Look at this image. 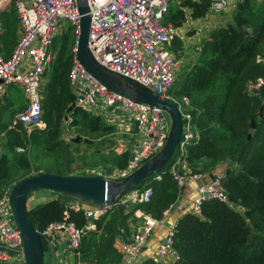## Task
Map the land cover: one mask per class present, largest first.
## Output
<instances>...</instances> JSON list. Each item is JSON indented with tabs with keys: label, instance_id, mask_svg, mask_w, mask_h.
Returning <instances> with one entry per match:
<instances>
[{
	"label": "trees",
	"instance_id": "1",
	"mask_svg": "<svg viewBox=\"0 0 264 264\" xmlns=\"http://www.w3.org/2000/svg\"><path fill=\"white\" fill-rule=\"evenodd\" d=\"M182 6L190 9L191 17L201 18L208 12L210 0H183ZM233 11L227 24L209 31L200 46L197 61L180 74L170 91L174 96H187L190 100L189 112L198 135L196 142L187 146L185 160L191 172H210L220 162L229 163L221 179L228 202L206 200L199 214L189 211L178 218L173 236V246L179 254L176 264H264V85L252 95L244 89L248 79H264V63L256 62V55L264 53V0H240ZM4 13L1 14L0 40L8 57L16 42L17 15L14 11L8 18ZM166 21L182 26L184 11L179 8L169 12ZM65 31L49 46L54 56L42 85L44 128L28 133L19 124L8 128L9 121L3 119L0 110V133L5 137L0 143V192L22 178L42 172L81 175L89 174L88 169L102 167L100 165H109V171L125 166L126 151L110 149L106 154L100 148L91 150L82 165L72 166L70 149L79 151V143L65 142L62 138L64 123L75 129L76 135L93 139L92 143L83 142L87 147L98 141L113 145L115 128L78 106L68 111L74 102L68 82L74 39H70L71 27ZM171 46L180 50L183 40L178 36ZM252 118L256 127L248 137ZM30 147L50 152L59 149L64 153L63 160L54 161L43 170L38 168L35 174L29 173ZM17 148L22 150L17 151ZM175 155L174 152L157 174L123 193L142 190L145 186L153 189L150 200L134 204L131 211L139 209L162 220L164 212L176 203L180 191L169 170ZM156 175H160V179H156ZM59 195L61 198L26 207V215L37 230L43 231L51 223L62 221L65 211L67 221L79 228L86 224L83 210L69 209L66 200L70 197ZM130 215L131 212H125L126 219ZM95 224V230H85L80 237L77 251L82 260L121 264V253L114 246L120 227L116 208L96 219Z\"/></svg>",
	"mask_w": 264,
	"mask_h": 264
},
{
	"label": "built area",
	"instance_id": "2",
	"mask_svg": "<svg viewBox=\"0 0 264 264\" xmlns=\"http://www.w3.org/2000/svg\"><path fill=\"white\" fill-rule=\"evenodd\" d=\"M170 1L86 0L89 10L87 48L92 58L109 71L141 84L177 106L182 119V131L169 170L181 191L188 182L198 179L201 173H192L185 160L187 146L196 142L198 136L189 112L190 100L187 96H181L179 102L170 93L176 80L178 62L169 46L179 35L178 28L166 21ZM228 5L229 0H210L208 11L210 14L221 13ZM11 6L17 15L19 36L10 56L4 57L0 52V96L6 86L11 84L21 88L26 105L15 114L13 123L22 125L30 132L45 126L42 119V85L44 74L53 58L49 46L58 32L68 26L77 37L80 13L76 0H0V31L1 14ZM62 20L67 24L63 25ZM75 50L76 40L74 53ZM256 62L264 63V53L256 55ZM68 82L75 106L100 116L107 124L114 126L115 137L123 135L127 137L124 143L131 142L129 148L122 147L121 152L128 153L123 168L107 173L99 170L106 177L115 180L126 177L162 148L170 127V117L166 111L110 89L88 72L74 54ZM263 85L264 79L256 77L248 79L244 89L252 95ZM180 105L187 107L185 112H181ZM21 150L17 148V151ZM93 170L88 172L95 174ZM223 173L198 185L190 210L192 213L199 214L200 206L206 200L228 202L227 192L221 184ZM155 178L160 179V175ZM9 190L7 187L0 192V263L24 264L22 238L13 220ZM152 194V187L145 186L107 205L85 204L69 199L66 201L67 207L75 211L83 210L86 224L79 228L74 222L67 221L65 211L62 221L51 223L40 232L47 236L52 229L64 230L68 236L69 250L73 251L78 248L85 230L96 229V219L110 213L116 208V203L123 202L127 212H131L129 218L132 228L130 237L119 241L117 249L122 261L131 264L154 228L162 221L139 209L131 211L134 204L148 202ZM175 226L171 225L167 229L166 236L155 250L154 260L158 264H176L179 260V254L173 246Z\"/></svg>",
	"mask_w": 264,
	"mask_h": 264
},
{
	"label": "water",
	"instance_id": "3",
	"mask_svg": "<svg viewBox=\"0 0 264 264\" xmlns=\"http://www.w3.org/2000/svg\"><path fill=\"white\" fill-rule=\"evenodd\" d=\"M80 13V29L76 37V60L95 78L110 89L129 96L137 101L156 105L166 111L170 117V127L166 141L162 148L150 159L143 162L138 168L130 172L126 177L115 180L102 174H70L59 175L42 172L37 175L25 177L14 183L9 190L8 199L12 210L15 226L22 238V251L24 264H44V244L52 253V263L55 264V252L52 242L47 236L41 234L26 215V198L29 193L36 190H49L67 197L76 199L85 204L107 205L114 203L123 196L127 190L137 186L153 174H157L169 161L175 152L182 131V119L175 104L161 98L157 93L148 90L141 84L115 74L98 62H96L87 48L89 33V14L86 0H76ZM72 103L68 111L74 107ZM259 114L261 112L259 111ZM255 120L249 123L251 131L255 129ZM73 143H92L93 139L76 135L70 138ZM211 177L213 175L211 174ZM198 185L200 182L198 181ZM125 204L116 203L119 216V226L125 236L130 237L131 230L124 213ZM168 228L171 224L165 222ZM79 255L77 249L68 255L69 264H78Z\"/></svg>",
	"mask_w": 264,
	"mask_h": 264
},
{
	"label": "rangeland",
	"instance_id": "4",
	"mask_svg": "<svg viewBox=\"0 0 264 264\" xmlns=\"http://www.w3.org/2000/svg\"><path fill=\"white\" fill-rule=\"evenodd\" d=\"M240 0H237L236 2H238ZM261 2V0H259ZM182 2L183 0H171L169 2V12L171 11H175L177 9H182L184 11V16H185V21L182 24V26L177 27L178 28V33H179V37H182L183 40V46L180 50L178 49H173L172 46H169V49L173 51L176 60L178 62V69L176 71V80L177 78L180 76V74L182 72H184L185 70L189 69V67L195 63L199 57V48L202 44V42L204 41V39L208 36L209 31L219 25H225L227 24L231 19H232V15L233 12L231 10V6H228V9H226L225 11L221 12V13H213L210 14L209 11L206 13V15L204 17L201 18H193L190 15V9H188L187 7L182 6ZM232 3V2H231ZM235 9V8H234ZM233 9V10H234ZM14 8L11 6L7 9V11L2 12L4 13L5 16H8V18L11 17V15H13L14 12ZM62 24L65 25L67 24V22L65 20H62ZM68 27H65L61 32H59L57 35H63L66 31ZM72 33H70V39H74V45H75V40H76V34L71 31ZM74 35V36H72ZM177 36V37H178ZM74 45L72 47V49L74 48ZM198 47V48H196ZM54 56V53H52ZM48 76V72H46L45 76H44V82L46 81ZM6 92H7V98L8 97H19L21 96V98L23 97V93L21 91V88L18 85L15 84H11L9 86H6L5 88ZM174 96V95H173ZM176 97V99L180 101L181 96H174ZM1 100V99H0ZM2 103V101L0 102ZM1 106H3V104H1ZM20 108V107H19ZM19 108H17V110H15V113L19 112ZM180 109L181 112H185V110L187 109L186 106L184 105H180ZM9 111L6 112V116L8 117L7 119H9ZM15 116V115H14ZM66 121L68 120V117L65 118ZM14 118L11 117V119L9 120L10 125L8 126V128H15L17 126V124L13 123ZM27 131V130H26ZM29 131H27L28 133ZM75 129L67 127V124L64 123V129L62 132V138L66 141H69L71 137L76 136L75 134ZM4 133H0V143L4 142ZM115 138V142L113 145L109 146L107 143H99L96 142L92 147H87L85 144H83V142L79 143V151H75L73 149H70V153H71V157L73 158V167L76 166H80L82 165V161L83 158H85V156L91 151V150H95L96 148H100L102 149V152L109 154V150L110 149H114L115 152H121L122 151V147L126 146L127 148L130 147L131 142H127L124 143L123 141H127V137L126 136H114ZM122 139V140H121ZM29 158H30V163H31V167L29 170V173H33L35 174L38 171V168H41L42 170L47 167V166H51V164L54 161H62L63 157H64V153L63 151L57 149L55 151H46L43 150L41 148L38 147H30V150L28 152ZM89 159L86 158V161H88ZM101 164V163H99ZM101 170L104 172L108 171V168L110 167L109 165H100ZM106 167V168H105ZM7 188V187H5ZM42 190V189H41ZM41 190H36V191H41ZM42 192V191H41ZM35 202L31 197V194L27 196L26 198V207H31V205H33ZM49 260V252L47 249V246L44 244V264L47 263V261Z\"/></svg>",
	"mask_w": 264,
	"mask_h": 264
},
{
	"label": "crops",
	"instance_id": "5",
	"mask_svg": "<svg viewBox=\"0 0 264 264\" xmlns=\"http://www.w3.org/2000/svg\"><path fill=\"white\" fill-rule=\"evenodd\" d=\"M236 1L237 0H229V5L231 6V4H232V6H231L232 11L235 8V5L237 3ZM7 9H5V11H7ZM227 9H228V7H227ZM2 32H3V29L1 28L0 34ZM18 36H19V26H18V22H17L16 23V40H17ZM180 38L182 39V37H180ZM12 48H13V46L10 48L9 56L11 54ZM0 52L5 57L6 52L3 48V43L1 42V40H0ZM49 66H50V64H49ZM0 99H1L0 102L2 101V103H0V110H2V112H3V113H1L2 117L4 120L6 119L8 121L11 119L12 113L14 115L16 114L15 110H17V108L20 107L19 109L22 110L24 108V106L26 105V98H25L24 94H23L22 98H21V96L14 97V98L13 97L7 98V92L5 90V92L0 96ZM1 104H3V106H1ZM8 111H9L8 114L10 116L9 119H7L8 117L6 116V112H8ZM14 117L15 116H13V118ZM9 125H10V123H9ZM228 164H229L228 162L218 163L214 167L213 170H211L210 172L201 173V176L198 179H195L191 182H188L181 189L180 194L178 196V200L170 209H168L164 212V217H163L162 221L154 228L151 235L147 238L145 246L143 247L141 252L138 254V256L135 258V260L131 264H158L154 260L155 250H156L157 246L163 241L164 237L167 234L168 227H167V225H165V222H167L171 225H175L178 221V218L183 213L189 212L191 210L192 201H193L194 197L196 196V192H197L198 181L200 182V184H202L203 182L209 181L212 178L211 174L214 176L218 173L224 172L225 168L228 166ZM118 169L119 168H114V169H111L110 171L118 170ZM89 170H92V169H88V171ZM99 170H101V167H96L93 171L95 174L100 173V174L104 175V173H102V171H99ZM110 171L108 170L107 172H110ZM107 172H105V173H107ZM90 173L91 172H89V174ZM30 194H31L32 199L35 202L34 204H36L37 202H40V201L51 199V198H61L59 194H56V193L54 194L52 192L48 193V192H43V191L42 192L41 191L40 192L39 191H33ZM69 199L70 198H68L66 201H68ZM33 205H31V206H33ZM126 211L127 210L124 209V213ZM127 223L129 224L130 228H132V222H131L130 218L127 219ZM47 237L52 242V245L54 248L55 264H69L68 255L71 254V251L69 250V247H68L67 233L64 230L52 229L48 233ZM126 239H127V236H125V234L122 230V227H119L118 232H117V236H116L115 241H114V246L117 248L119 241L126 240ZM47 249L49 252V260L47 261L46 264H53L52 263L51 250L48 246H47ZM78 255H79L78 264H89V262L82 260L79 253H78ZM121 264H125V263L122 261Z\"/></svg>",
	"mask_w": 264,
	"mask_h": 264
}]
</instances>
